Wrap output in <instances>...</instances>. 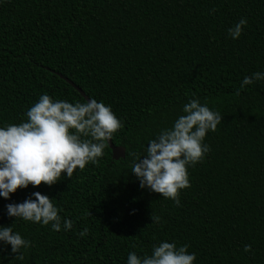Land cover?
<instances>
[{
  "label": "trees",
  "instance_id": "1",
  "mask_svg": "<svg viewBox=\"0 0 264 264\" xmlns=\"http://www.w3.org/2000/svg\"><path fill=\"white\" fill-rule=\"evenodd\" d=\"M242 18L233 39L228 29ZM257 71L264 0H0V127L26 122L44 94L87 102L63 75L111 106L123 124L112 142L126 149L115 160L108 144L71 178L0 196V227L31 242L19 261L0 241V264H127L130 252L151 255L161 242L188 245L194 264H264V80L235 94ZM192 99L222 121L205 137L210 151L188 167L177 206L140 187L133 153L143 156ZM34 192L53 199L60 231L8 216V204Z\"/></svg>",
  "mask_w": 264,
  "mask_h": 264
},
{
  "label": "clouds",
  "instance_id": "2",
  "mask_svg": "<svg viewBox=\"0 0 264 264\" xmlns=\"http://www.w3.org/2000/svg\"><path fill=\"white\" fill-rule=\"evenodd\" d=\"M246 24L247 20L242 18L228 29L229 36L239 38ZM259 80H264V72L245 76L235 94L240 95L246 85ZM182 111L184 114L171 128L163 129L149 141L143 156L133 153L131 171L142 189L171 199L177 206H180V190L191 186L188 167L201 162L210 151L204 143L205 137L209 131L215 132L222 121L219 112L211 110L206 103L202 105L198 99L184 104ZM26 116V122L0 127V196L5 199H10V194L18 189L29 185L52 186L61 180L62 173L71 178L77 168L83 170L89 163L97 164L113 135L123 127L111 106L93 98L73 104L54 101L44 94ZM6 207L9 217L43 225L51 223L53 231L61 230L59 209L53 199L40 192ZM151 219L155 223L160 221L154 214ZM73 224L64 219V230H71ZM88 231L85 227L79 235L86 236ZM0 241L11 245L14 259L19 261L24 259L21 249L31 243L14 232L12 226L0 227ZM251 250L250 244L244 246L245 252ZM196 259L195 253L188 252V245L178 247L174 242H161L153 247L151 255L130 252L127 264H194Z\"/></svg>",
  "mask_w": 264,
  "mask_h": 264
},
{
  "label": "water",
  "instance_id": "3",
  "mask_svg": "<svg viewBox=\"0 0 264 264\" xmlns=\"http://www.w3.org/2000/svg\"><path fill=\"white\" fill-rule=\"evenodd\" d=\"M61 78H63L65 81H67L72 87H74L86 100H89V97L84 93V91L76 86L72 81H70L68 78L64 77L63 75H60ZM109 146L113 153V158L115 160H119L121 158H125L126 156V149L121 146H115L112 142V140L109 141Z\"/></svg>",
  "mask_w": 264,
  "mask_h": 264
}]
</instances>
